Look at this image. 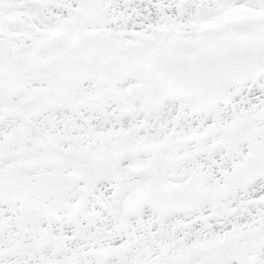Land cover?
Returning a JSON list of instances; mask_svg holds the SVG:
<instances>
[{
  "label": "snow or ice",
  "instance_id": "6c2138e0",
  "mask_svg": "<svg viewBox=\"0 0 264 264\" xmlns=\"http://www.w3.org/2000/svg\"><path fill=\"white\" fill-rule=\"evenodd\" d=\"M0 264H264V0H0Z\"/></svg>",
  "mask_w": 264,
  "mask_h": 264
}]
</instances>
